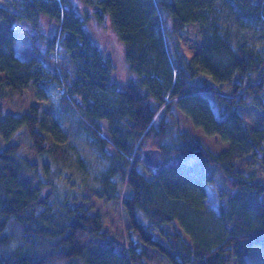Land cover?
<instances>
[{"label":"trees","instance_id":"obj_1","mask_svg":"<svg viewBox=\"0 0 264 264\" xmlns=\"http://www.w3.org/2000/svg\"><path fill=\"white\" fill-rule=\"evenodd\" d=\"M10 1L20 12L0 4L7 30L18 20L37 25L48 18L57 32L47 39L44 57L63 52L74 77L48 74L38 57L20 59L12 36L0 41V134L7 141L0 146V264H153L164 258L171 264H231L233 257L248 264L245 256L264 246V172L250 171L254 164L264 168V128L248 129L239 107L264 112V49L244 42L235 47L213 22L200 26L201 50L188 59L179 36L187 24L208 21V10L219 2L232 14L264 20V0ZM107 18L133 75L123 86L113 78L112 56L87 28L90 20ZM54 81L57 90L66 88L57 91L63 105L80 113L109 160L98 185L61 199L53 174L41 179L33 159L66 153L43 115ZM30 87L38 100L23 98L9 108L10 94ZM207 92L214 93L217 114ZM176 106L229 148L213 152L180 130ZM101 120L108 122L110 137L103 135ZM22 134L30 140V155L21 153ZM146 145L161 149L158 168L143 164ZM208 185L219 195V214L211 221L203 219ZM94 198L121 200L133 234L128 246L92 211ZM215 224L220 231L210 236Z\"/></svg>","mask_w":264,"mask_h":264},{"label":"rangeland","instance_id":"obj_2","mask_svg":"<svg viewBox=\"0 0 264 264\" xmlns=\"http://www.w3.org/2000/svg\"><path fill=\"white\" fill-rule=\"evenodd\" d=\"M0 4L20 12L10 0H0ZM210 19L205 22H192L180 32L179 44L182 52L188 59H192L200 50L203 44L200 26L215 22L221 26V31L228 36L232 45L238 46L240 42H244L254 49H264V20H258L245 16L242 13L232 14L222 2H219L213 8L208 10ZM8 24L0 18V41H6L9 37H13V51L16 56L22 60H30L38 57L41 60L38 65L53 75L55 71H59L62 75L68 74L74 77V71L69 63L68 57L59 51H51L50 58L45 59L47 39L57 32V25L49 21L48 18L40 17L37 25L29 24L27 20H18L11 24L14 29L7 30ZM87 28L93 39L107 53H109L115 63L114 80L123 86L133 75L129 70L128 63L125 58L124 44L117 36L110 19H106L103 23H99L93 19L87 25ZM204 77L211 79V76L204 73ZM57 83L52 82L49 88V96L44 101V118L48 133L54 131L55 139L66 149L65 156L58 158L53 153L45 155H32L38 164V176L45 180L53 174L56 182V195L61 199L68 195L80 194L85 185H98L99 179L108 166L109 160L104 157L99 149L94 145L93 137L81 122L80 113L74 108L63 105L59 90L56 88ZM220 85V84H219ZM59 93H58V92ZM213 108L217 114V104L214 93L207 92ZM23 98L29 101L38 100L35 89L30 87L22 93L13 91L8 99L9 108L15 109L23 103ZM264 98V93H263ZM240 112L246 119L248 129L255 130L264 128V112L256 106L245 104L239 107ZM20 110L18 114L23 113ZM174 121L180 130H187L198 136L213 152H220L229 148L230 143L223 140L218 134H207L202 128L193 124L192 120L179 109L174 108ZM102 133L109 136L108 122L101 120ZM110 137V136H109ZM22 143V154H29L30 140L26 135L19 136ZM7 141L0 134V146ZM146 145L143 149L149 148ZM251 172H264V168L258 164H254L250 168ZM148 177L152 175L146 171ZM123 190L126 185L120 182ZM208 195L205 199V210L203 219L211 221L212 215L219 214V195L214 186L208 185ZM264 203V195L262 196ZM94 206L92 211L97 212L106 227L112 232L114 237L121 244L128 246L130 239L133 237L130 230V223L127 213L125 212L121 200L107 201L104 199L94 198ZM90 202H86L89 204ZM220 228L216 224L212 227L210 236L214 232H219ZM155 236L162 239L155 231ZM248 264H264V246H256L245 256ZM153 264H171L166 258L163 261H155ZM236 264L233 257L232 263Z\"/></svg>","mask_w":264,"mask_h":264},{"label":"water","instance_id":"obj_3","mask_svg":"<svg viewBox=\"0 0 264 264\" xmlns=\"http://www.w3.org/2000/svg\"><path fill=\"white\" fill-rule=\"evenodd\" d=\"M142 162L147 167L158 168L162 163L161 149L157 147L143 149Z\"/></svg>","mask_w":264,"mask_h":264},{"label":"built area","instance_id":"obj_4","mask_svg":"<svg viewBox=\"0 0 264 264\" xmlns=\"http://www.w3.org/2000/svg\"><path fill=\"white\" fill-rule=\"evenodd\" d=\"M59 91H60V92H65V91H66V88H65V87H60V88H59Z\"/></svg>","mask_w":264,"mask_h":264}]
</instances>
